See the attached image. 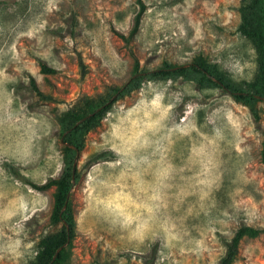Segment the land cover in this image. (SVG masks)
I'll return each mask as SVG.
<instances>
[{
    "label": "rangeland",
    "instance_id": "1",
    "mask_svg": "<svg viewBox=\"0 0 264 264\" xmlns=\"http://www.w3.org/2000/svg\"><path fill=\"white\" fill-rule=\"evenodd\" d=\"M140 2L0 0V264H28L37 240L58 229L53 190L20 179L62 173L57 114L107 100L135 61L149 72L201 58L238 88L256 76L237 32L240 0ZM140 11L126 45L118 34L129 35ZM40 63L56 73L41 74ZM30 76L54 102L38 99ZM256 108L258 119L232 93L188 77L129 87L84 136L69 197L71 263L216 264L240 226L264 229V99ZM235 264H264V233L241 241Z\"/></svg>",
    "mask_w": 264,
    "mask_h": 264
},
{
    "label": "trees",
    "instance_id": "2",
    "mask_svg": "<svg viewBox=\"0 0 264 264\" xmlns=\"http://www.w3.org/2000/svg\"><path fill=\"white\" fill-rule=\"evenodd\" d=\"M137 1L141 3L140 0ZM238 12L240 15V23L238 25L237 32L251 45L255 55V62L257 64L256 76L251 82L245 84L246 88L236 87L229 81L226 74L221 72L217 66L209 64L201 58L189 64L187 67L164 66L149 72H139V63L138 61H135L133 69L134 74L130 78V82L127 85L124 84L119 89L113 90L112 95H110L107 100L96 103L95 100L86 97L83 98L80 103L56 115V120L60 128V137L62 139L61 143L63 144L64 166L62 173L59 177L50 178L43 184H35L25 180L24 178H20L25 181V183H28V185L34 190L40 192L53 190V208L50 217V225L58 228L54 234L41 236L37 240L34 246L35 255L28 264H49L52 261V257L56 249L65 244L68 239V244L60 251L52 264H72L70 261L69 248L73 239L75 221L70 209L69 200L67 208L61 216L60 212L65 204L67 194L71 189L73 161L76 153H79L83 149L85 134L94 130L100 124V121L111 109L112 105L128 90L129 87L133 86V84H138L144 79L152 81L167 80L170 78H176L177 76L192 78L198 89H205L211 86L221 88L229 93H232L236 100L244 103L250 109L255 119L259 118L256 103L259 100L264 99V0H240ZM140 15L141 11L136 15L134 26L127 37L118 34L119 38L126 45H128L130 39L133 38L138 31ZM77 65L79 69V79L83 82L87 77L88 69L79 54L77 55ZM39 67L40 73L43 75H52L56 73L54 69L49 68L44 63H40ZM123 87L124 89L122 90ZM29 89L38 97L40 101H55L52 96L44 94L38 89L32 76L29 77ZM115 94L118 95L111 104L96 112L97 109L109 102ZM90 114L94 115L64 135L79 120ZM262 136L261 155L264 157V130ZM101 158H103L102 154L95 155L88 161V163L98 161ZM10 171L14 176L20 177L14 169H10ZM78 178L79 174L76 167L75 183ZM263 233L264 229L262 228H255L246 225L240 226L227 242L225 252L216 264H235L239 257V247L241 241L244 238H257Z\"/></svg>",
    "mask_w": 264,
    "mask_h": 264
},
{
    "label": "water",
    "instance_id": "3",
    "mask_svg": "<svg viewBox=\"0 0 264 264\" xmlns=\"http://www.w3.org/2000/svg\"><path fill=\"white\" fill-rule=\"evenodd\" d=\"M188 65H184L183 67H187ZM137 76V75H136ZM134 76V77H136ZM133 77V78H134ZM131 79H129L125 85H127L129 82H130ZM125 87V86H124ZM124 87L122 88V90L124 89ZM118 94H115L112 99L107 102L104 106L100 107L99 109L96 110V112L100 111L101 109H103L104 107L108 106L109 104H111L117 97ZM94 114H90L88 115L87 117L85 118H82L81 120H79L70 130H68L64 135H66L67 133H69L70 131H72L73 129H75L77 126H79L83 121H85L86 119L90 118L91 116H93ZM61 142H62V139H61ZM78 157H79V153L77 152L76 153V156H75V159L73 161V164H72V176H71V189L69 191V193L67 194V197H66V200H65V204L60 212V216L62 215V213L66 210L67 208V204H68V200H69V197H70V194H71V191L75 185V169L77 167V160H78ZM69 242V239L67 240V242L65 244H63L62 246L58 247L56 249V251L54 252V255L52 257V261L49 263V264H52V262L56 259L57 255L60 253V251L66 247V245L68 244Z\"/></svg>",
    "mask_w": 264,
    "mask_h": 264
}]
</instances>
